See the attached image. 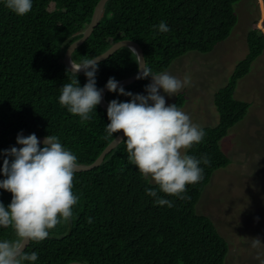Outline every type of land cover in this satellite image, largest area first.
Instances as JSON below:
<instances>
[{
	"label": "trees",
	"instance_id": "obj_1",
	"mask_svg": "<svg viewBox=\"0 0 264 264\" xmlns=\"http://www.w3.org/2000/svg\"><path fill=\"white\" fill-rule=\"evenodd\" d=\"M99 1L34 0L25 16L0 3V150L19 147L16 137L21 131L25 136L52 134L77 155L78 164L90 165L119 134H107V111L100 104L91 120L81 121L59 103L63 84L76 78L63 64L65 53L83 36ZM241 1L110 0L89 39L73 53V60L78 63L99 56L118 41L132 40L142 48L153 74L166 72L188 53H211L225 42L238 23L235 5ZM52 4L55 7L50 11ZM162 20L171 30L157 34L153 26ZM263 29L264 20L260 27L253 25L247 35V56L214 95L219 123L202 127L204 140L188 150L197 158L207 154L211 160L210 165H201L204 179L187 186L190 199L161 192L174 201V207L154 204L145 188L158 186L128 163L122 141L100 166L76 172L73 192L79 203L74 206V217L50 230L45 240L30 243L25 252H38L35 264H225L229 245L211 218L197 213L196 206L214 173L231 163L221 141L251 107L237 100L235 91L264 53ZM138 63L130 49L122 48L99 63L97 87L104 88L110 77L119 81L134 76ZM77 77L81 86L87 82L83 72ZM147 84L149 77L125 90L146 94ZM106 99L128 101L130 97L108 92ZM185 102L182 92L174 104L183 109ZM11 196L0 189L5 205ZM0 239H17L14 229L0 228Z\"/></svg>",
	"mask_w": 264,
	"mask_h": 264
},
{
	"label": "clouds",
	"instance_id": "obj_2",
	"mask_svg": "<svg viewBox=\"0 0 264 264\" xmlns=\"http://www.w3.org/2000/svg\"><path fill=\"white\" fill-rule=\"evenodd\" d=\"M0 3L12 13L25 16L32 11L34 0H0ZM153 28L157 34L171 30L163 20ZM131 51L139 62L136 79L151 77V82L145 86L146 94H134L126 91L115 77L107 80L104 86L107 91L130 97V100L106 99L109 102L106 132L113 136L122 131L120 141L126 145L128 163L158 186L146 187V195L153 198L154 204L171 208L174 201L162 197L161 192L187 200L190 199L187 186L204 179L201 165H210V158L207 154L197 158L188 154V150L204 140L206 131L177 104H168L165 95L161 94L163 90L171 97L191 86V76L185 74L181 79L169 72L153 74L146 58V63H142L135 50ZM104 56H91L76 63L72 55L75 65L71 61L69 71L76 78L63 84L59 103L81 121L91 120L102 101L104 89L97 87L96 77L99 61ZM81 71L87 78L83 86L77 77ZM39 137L44 138L41 141L35 133L25 136L21 131L16 137L19 147L0 150V157H3L0 189L12 194L9 204L0 201V228H13L17 237L15 240L0 239V264H35L39 259L38 252H25V245L45 240L50 230L62 221L69 222L74 217V206L79 203V197L73 192V181L79 168L77 155L57 135ZM261 244L259 238L252 239V247ZM73 264L80 262L73 261Z\"/></svg>",
	"mask_w": 264,
	"mask_h": 264
},
{
	"label": "rangeland",
	"instance_id": "obj_3",
	"mask_svg": "<svg viewBox=\"0 0 264 264\" xmlns=\"http://www.w3.org/2000/svg\"><path fill=\"white\" fill-rule=\"evenodd\" d=\"M54 7L52 4L49 10ZM235 12L238 23L225 42L211 53L190 52L166 71L181 79L185 74L191 76V86L171 97L163 90L161 94L168 104H173L184 92L186 103L182 110L201 127L219 123L214 95L247 56V35L254 24H263L264 0H242L235 5ZM235 98L249 102L251 107L244 120L222 139L221 148L231 163L214 173L196 211L210 217L226 239L229 253L225 264H264V53L238 82ZM253 238H259L262 244L252 247Z\"/></svg>",
	"mask_w": 264,
	"mask_h": 264
},
{
	"label": "water",
	"instance_id": "obj_4",
	"mask_svg": "<svg viewBox=\"0 0 264 264\" xmlns=\"http://www.w3.org/2000/svg\"><path fill=\"white\" fill-rule=\"evenodd\" d=\"M109 1L110 0H100L99 1V3L97 4V6L95 8L94 14L92 16L91 23L86 28V30L84 31L83 36L80 39H78L76 42L72 43L68 47V49L65 53V57H64V62H65L66 67L68 68V70L71 71V61L73 62V60H72L73 53L89 39V37L91 36L95 27L98 25V23L102 17V14L104 12V9H105V7ZM122 48H129L131 50L134 49L135 53L140 57V58L139 57L138 58L141 60V62L143 63V61H145L144 53H143V50L141 49V47L133 41L124 40V41H120V42L116 43L114 46H112L105 53L101 54V55H105V56L99 61V63L110 58L113 54H115L116 52H118ZM145 63H146V61H145ZM73 64L75 65L74 62H73ZM81 72H79V73H81ZM137 74L132 76V77L120 80L119 81L120 84L124 88L134 84L138 80V79H136ZM103 89H104V91L102 94V101H101L100 105L102 106L103 109H105L107 111V106H108L109 102L106 101V95L109 91H107L106 88H103ZM122 135L123 134L121 131L116 136V138L107 146V148L104 150V152L100 155V157L94 163H92L90 165H80L79 164V168L77 169V172L89 171V170L94 169L95 167L100 166L104 162L106 156L112 150H114L115 148H117L120 145V143L122 142V141H120L122 138ZM38 138L42 141L44 137H38ZM29 245H30V243L26 244L24 250H26ZM71 264H73V263H71ZM80 264H82V263H80Z\"/></svg>",
	"mask_w": 264,
	"mask_h": 264
}]
</instances>
